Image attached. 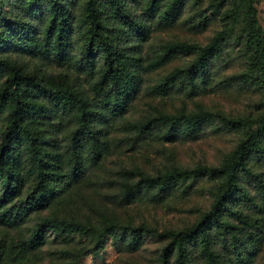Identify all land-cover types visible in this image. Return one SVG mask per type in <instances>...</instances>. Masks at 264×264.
I'll return each instance as SVG.
<instances>
[{
	"label": "rangeland",
	"instance_id": "1",
	"mask_svg": "<svg viewBox=\"0 0 264 264\" xmlns=\"http://www.w3.org/2000/svg\"><path fill=\"white\" fill-rule=\"evenodd\" d=\"M69 8V26L64 55L57 56L56 45L45 34L48 5L45 0H0V32L10 41H0V56L16 62L24 70L38 75L44 82L71 86L94 110L96 134L104 141L95 161L87 158L83 174L72 181L46 205L30 210L14 224L0 221V264L21 260L28 264H155L168 238L167 230H180L194 223L207 212L219 189L220 175H201L174 181L163 194L155 188L139 191L129 201L120 195L123 183L136 184L142 177L162 176L175 169H191L197 165L219 166L226 160L248 128L259 121L264 112V87L252 80L232 77L247 66L243 52V22H225L210 14L208 2L186 0L172 24L159 25L156 14L143 13L145 0H120L131 18L148 25L149 34L139 39L128 23L121 22L111 12L105 0H97L100 18L105 22L104 34L111 36L128 54L137 56L134 66V89L126 99L123 111L110 115L103 106V94L119 91L115 85L99 89L97 80L102 61L100 52L92 56V64L82 55L84 40V5L87 0H59ZM257 21L264 32V0L253 3ZM227 5L224 4L223 8ZM200 8L210 17L199 21ZM228 33L221 55L207 64L204 79L194 77L190 87L183 79L168 91L158 85L162 75L175 67H186L196 52L172 55L155 68L144 63L158 54L165 43L186 41L206 44L217 32ZM3 77L0 76V83ZM191 88V89H190ZM108 93V92H107ZM209 111V119L201 121L193 135L181 123L171 135H165V125L155 123L143 127L148 119L159 114L186 115ZM6 107L0 111V135L4 127ZM246 123L231 125L232 119ZM43 123L49 135L47 147L57 153L61 169L69 166L66 144L77 126L71 112L52 108ZM52 138V139H51ZM264 147V137L261 139ZM88 155V147L82 150ZM134 172L128 174V171ZM27 183L16 196L24 197ZM239 189L218 216V224L210 223L207 233L217 264H264V155L251 151L244 166L238 170ZM14 197V198H16ZM54 214L102 229L110 224L114 236L72 233L59 235L45 227L43 242L27 246L30 229L43 217ZM235 226L224 229L221 224ZM125 227V228H123ZM130 228H139L133 234ZM232 233H231V232ZM101 242L100 247L95 241ZM188 263L204 264L198 240L187 244ZM173 252L167 264H174Z\"/></svg>",
	"mask_w": 264,
	"mask_h": 264
},
{
	"label": "trees",
	"instance_id": "2",
	"mask_svg": "<svg viewBox=\"0 0 264 264\" xmlns=\"http://www.w3.org/2000/svg\"><path fill=\"white\" fill-rule=\"evenodd\" d=\"M48 5V22L45 34L56 45L57 56L64 55L67 47V31L69 26V8L59 0H45ZM186 0H145L143 13L152 17L156 14V23L159 25L172 24L179 14ZM199 3L200 0H192ZM109 9L121 22L128 23L139 39H145L149 34L148 25L140 19L131 18L125 4L120 0H105ZM255 0H210L208 2L210 14L223 18L225 22H243L244 55L246 68L232 77L241 80H252L264 87V32L260 27L253 3ZM226 4L227 7L223 8ZM97 0H87L84 5V29L82 55L86 62L92 64V56L96 52L102 55L98 88L115 85L119 91L110 94V87L103 94V106L110 115H117L124 109L126 99L134 89L137 77L134 66L138 57L127 53L124 47L116 43L111 36L104 34L105 22L100 18V9ZM199 21L206 23L209 15L200 8ZM228 33L226 30L217 32L206 44L195 45L186 41L165 43L162 50L144 63L150 69L163 64L172 55L187 51L196 52L195 57L186 67H175L161 77L158 90L168 91L177 81L186 79L188 85H194V77L204 79L209 59L221 55L222 44ZM0 41H10V37L0 32ZM0 111L6 107L4 127L0 135V221L4 224H14L22 219L30 210L46 205L72 181L78 179L84 172L87 158L95 161L100 153L99 139L93 126L96 117L94 110L89 108L85 99L71 86L56 82H44L38 75L24 70L16 62L7 57L0 56ZM191 89V88H190ZM108 92V93H107ZM264 103V100L262 101ZM59 112H71L77 120V126L70 133L66 150L69 166L62 170L58 163V153L47 147L49 135L43 123L49 116L52 108ZM209 111H199L186 115L159 114L151 117L143 127H151L155 123L165 125V135L186 124V131L193 135L201 121L211 117ZM253 127L248 128L244 137L236 144L231 155L219 166L197 165L191 169H175L162 176H144L136 184L123 183L120 195L126 201L135 197L144 186L146 190L155 188L158 194L166 192L170 185L188 176L198 177L205 175H220L222 178L219 189L213 197L209 210L194 223L180 230H167L168 238L158 261L155 264H167L168 255L173 252L174 264H189L187 244L198 240L204 257V264H217L215 254L210 248L207 226L210 223L218 224V216L225 207V201L230 199L239 189L237 183L238 170L244 166L249 152L258 151L264 155L261 139L264 137V112ZM231 125L246 123V119L237 118L229 121ZM52 139V138H51ZM88 147V155L83 156V148ZM128 174L133 173L130 169ZM27 183V192L24 197H16ZM16 197V198H14ZM224 229L235 226L227 223L221 224ZM45 227H50L59 235L66 236L72 233L100 234L101 232L114 233L110 224L96 230L91 225L72 219L60 218L54 214L43 217L31 229L27 239V246L34 248L43 242ZM125 228V227H123ZM133 234H139V228H130ZM231 232V231H230ZM232 233V232H231ZM100 247L101 242L95 241ZM7 264H28L16 260ZM67 264V263H56Z\"/></svg>",
	"mask_w": 264,
	"mask_h": 264
}]
</instances>
